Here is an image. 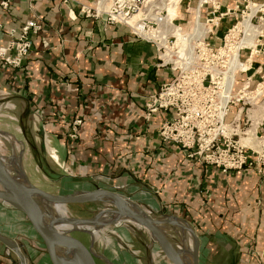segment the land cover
Segmentation results:
<instances>
[{
    "label": "crops",
    "instance_id": "crops-1",
    "mask_svg": "<svg viewBox=\"0 0 264 264\" xmlns=\"http://www.w3.org/2000/svg\"><path fill=\"white\" fill-rule=\"evenodd\" d=\"M113 1L0 0V46L17 36L34 16L42 25L30 36L31 50L20 67L0 62V96H14L10 101L16 107L29 109L36 130L48 141L49 152L64 155V164L75 175L97 174H83L84 169L121 170L135 184L156 193L171 215L197 223L205 236L199 243L200 264H264V176L249 167L223 172L202 159L188 157L176 143L161 140L158 131L166 113L160 110L146 119L145 105L172 71L159 65V51L152 42L134 35L123 23L107 21L102 8ZM263 2L197 0L188 8L191 17L192 9H198L199 24L211 29L207 37L215 46L227 28L238 22L242 6L250 9L256 4L264 10ZM170 14L165 19L174 22L175 13L170 21L166 18ZM262 20L261 26L256 25L260 32L254 48L246 46L239 52L244 66L235 73L236 100L226 116L234 139L253 154L262 148L257 151L250 143L262 144L252 141L250 128L258 121L255 138L264 131L260 127L264 122V32L257 39L264 31ZM198 21L192 20V25L199 28ZM108 185L101 184L115 189ZM157 204L152 200L148 206L155 209ZM28 226L33 239L37 234ZM28 246L21 245L32 264H51L45 247ZM147 258H153L152 252ZM17 262V256L0 243V264ZM157 264L171 263L163 258Z\"/></svg>",
    "mask_w": 264,
    "mask_h": 264
},
{
    "label": "built area",
    "instance_id": "built-area-1",
    "mask_svg": "<svg viewBox=\"0 0 264 264\" xmlns=\"http://www.w3.org/2000/svg\"><path fill=\"white\" fill-rule=\"evenodd\" d=\"M142 1L114 0L105 14L108 22L123 23L134 35L152 42L159 51V65L168 66L172 71V76L162 82L158 91L151 95L145 105L146 119H150L153 113L160 110L166 113L158 131L161 140L176 143L186 150L188 157L202 159L203 162L214 165L223 172L243 167L251 168L255 161L260 159L264 165V151L257 153V159L254 158L253 152L250 153L247 147L234 139L232 123L226 121L230 104L236 100L233 87L235 73L240 67L235 69L232 76L228 98L224 93L227 80L225 74L236 62V58L242 64L239 52L246 47L238 46L240 39L237 41L236 37L241 33V38L244 33L241 31H237V35L234 33L239 21L227 28L221 39L222 45L217 48H214L207 39L211 32L210 28L196 43L194 40L184 38V41L179 40L178 44L173 33H168L167 36L163 34L167 46L171 48L168 51L171 52L169 55L166 52V45L154 36L157 22L149 13L140 16L138 26L135 28L129 24L131 16L141 10ZM261 4L264 8V2ZM243 13L244 11L242 17ZM41 28L37 17L27 20L17 36L0 46L1 64L13 68L20 67L31 50L30 36ZM263 32L262 30L260 35Z\"/></svg>",
    "mask_w": 264,
    "mask_h": 264
},
{
    "label": "rangeland",
    "instance_id": "rangeland-1",
    "mask_svg": "<svg viewBox=\"0 0 264 264\" xmlns=\"http://www.w3.org/2000/svg\"><path fill=\"white\" fill-rule=\"evenodd\" d=\"M196 4L197 0H143L142 4L140 5L142 10L141 15L148 14L149 10L153 12L159 11L162 16L166 15L167 12L175 13V18H177L174 20V23L180 27H187L191 29L192 20L195 17H191L189 8L194 7ZM253 5H255V7H258V5L256 4ZM242 10H244L245 12L249 9L248 7L242 6ZM257 10L258 9L252 11L250 9V13L248 16L251 18L254 15L252 17L251 24H254L255 29L258 28V26L256 25L261 26L263 21L262 17H264V10ZM193 12L194 9H192V15ZM238 12L239 14H242V11ZM247 14H244L245 18L243 17V19H245L243 21L244 25H248L249 18L247 17ZM170 16L171 15H169V17ZM241 19L242 16L239 15L238 21ZM252 25H250V30ZM240 36L241 33L236 36L237 41L240 39ZM258 36L259 37H257V39H262L260 34ZM255 39L256 38H254V42ZM178 44H180V42H178ZM221 45L222 42L220 41L219 43H216L215 46H213L214 48H217ZM245 46L254 48V44ZM179 47L180 49H182V45H180ZM4 96L5 94L2 95V97ZM7 100V98H0V104L7 102ZM21 107V105H18V111L22 110ZM257 122L258 121H255L253 127H251L252 122H250V134L252 135L250 137L252 138V141H257L259 145H262L260 147H254L251 142L250 146L252 145V147L257 151H260L261 148V151H264V131H259L258 128V138H255L254 135V129ZM260 127L264 128V122ZM9 137L14 138L15 140L11 141ZM47 143L48 141H46L44 137L39 135L33 123L22 120L20 116H16L15 113L9 109H0V157L8 167L10 173H12L13 175H24L30 183L43 190L56 194L69 193L76 188L89 190L95 188L96 184L99 186H101V184H106V186L107 184H109L110 186H114L115 189L112 190L118 192L126 191V193L122 194H125L126 196L131 198H135L136 201H138L143 206L148 207L149 209L151 208L148 206L150 202L152 200L156 201V203H158V207L153 209L154 212L152 213L154 214L158 213V210H162L163 213L170 214V212H168V210L157 199L155 195L156 193H153L149 189H145L135 184L134 180L122 175L121 170L109 169L108 172H103L84 169L83 174L85 172H95L97 174L89 176L85 175L83 179H80V183L73 182L72 179H75V177L73 178V176H75L74 170H71L66 165V163L64 164V155L59 156L56 151L49 152V150L47 149ZM257 153L253 154L254 158L256 159L258 157ZM53 154H55L56 157H53ZM81 156L85 157L83 154ZM73 159H77L76 155H74ZM9 160H11L12 163H8ZM261 160L262 159L256 160L255 164L251 168L255 169V171L261 174V176H264V165H262ZM17 165L18 169L16 168ZM68 177H72V179H69ZM92 178L96 179L95 181H98L99 183L91 182L90 179ZM65 181H68V183L65 184ZM104 188L109 189L108 187ZM58 207L61 210L60 213L69 218H91L96 214L95 212L98 209L105 208V204L102 202L80 204L71 203L65 205L59 204ZM6 210L9 211V213L13 214L5 212ZM178 218L186 220L198 235L199 240H204L205 236L203 233H199V226L197 225V223L193 225L190 219H186L185 216ZM183 223L185 224V222ZM28 225V221L21 211L14 208L11 204L0 200V231L7 233V235L9 234V236L11 235L12 239L15 240L20 247L23 243H25L26 248L27 245H29L28 247H32V245L34 247V244L37 247L39 246L41 248H44L42 242L38 240V236L30 239L29 236L33 234L31 233V228ZM163 226L166 233L175 237V239L180 240L179 237H181L182 241H185L188 245L192 243V236L186 229H181L178 226H171L168 224H163ZM175 230L178 231L179 235H176L174 233ZM25 232H28L29 234H26ZM70 234L83 239L86 243H90L94 251H96L98 254H102L104 256L106 255L107 257H105L108 260H115L120 264H157L161 260H163V258L167 259L161 252L157 243L151 239L150 234L144 228L139 227L131 221H123L122 225H113L111 223H106L102 225V228L96 231L94 234L88 232L87 230L78 229L70 231ZM22 239H24V242H22ZM200 247L201 246L199 245V256L201 251ZM149 252H152L153 255V258L151 260H148L147 258ZM48 264L50 263L48 262Z\"/></svg>",
    "mask_w": 264,
    "mask_h": 264
},
{
    "label": "water",
    "instance_id": "water-1",
    "mask_svg": "<svg viewBox=\"0 0 264 264\" xmlns=\"http://www.w3.org/2000/svg\"><path fill=\"white\" fill-rule=\"evenodd\" d=\"M0 98L8 99L7 102L0 104V109H9L16 116H20L22 120L33 123L29 109L18 111L14 103L10 101L14 96L5 94L4 97L1 95ZM9 103L12 104V107L7 105ZM74 177L75 179L68 178L76 183H80V179L84 178L83 175H75ZM90 180L93 183L96 182L94 178ZM66 183L68 181H65ZM0 200L11 204L25 215L32 229L44 244L51 264H114L104 255L94 251L90 243L88 244L83 239L70 234V231L74 229L91 232L90 230L84 228L60 230L57 226L65 223L122 225L121 220L131 221L144 228L171 264H200V240L186 220L163 213L162 210H158V213L154 214L152 213L154 212L153 208L149 209L133 198L110 188L106 189L96 184L95 188L89 190L76 188L69 193H51L30 183L24 175L17 174L15 176L11 174L4 167L0 157ZM95 202L104 203L105 210L111 212L110 215L113 217L104 221L103 224L99 223L100 219L98 218L103 214V210L91 218L68 217L63 220L53 216L48 205V203L65 205ZM163 224L186 229L192 236V243L188 245L182 241L181 237H179L180 240L175 239L166 233ZM174 233L179 235L176 230ZM0 243L17 256V264H32L22 247L12 238L0 233ZM186 256L189 259H186Z\"/></svg>",
    "mask_w": 264,
    "mask_h": 264
},
{
    "label": "bare ground",
    "instance_id": "bare-ground-1",
    "mask_svg": "<svg viewBox=\"0 0 264 264\" xmlns=\"http://www.w3.org/2000/svg\"><path fill=\"white\" fill-rule=\"evenodd\" d=\"M112 5V4H111ZM110 5V6H111ZM110 6H106V7H103L101 6V8L103 10H106V11H109V8ZM169 8V7H168ZM259 9V6L258 7H255V5L251 4L250 5V9L252 11H255L256 9ZM250 9H249V12L247 14V12L245 14H247V17L249 16V13H250ZM142 13V10L135 13V14H138V13ZM134 14V15H135ZM169 14V13H168ZM133 15V16H134ZM171 16L169 17L168 15L166 16V18L170 21L171 19H173V14L171 13L170 14ZM193 15H194V19L193 21H198V17H199V11L198 9H194V12H193ZM129 19V21L132 19V17ZM254 16V15H253ZM252 16V17H253ZM252 17H248L249 18V21H248V25H244V20L245 19H242L240 20L237 25H236V31L234 33H236L235 35H237V31L238 32H243L244 35L240 38V41L238 42V46H244V45H247V38H248V42H250V44H256V42H254V38H256L257 34L260 32V29L259 28H254V25L251 24V19ZM152 19H154L156 22H157V27H155V30H154V36H157V39H159V41L163 44L166 45V52L170 55L171 52H168L171 48L167 46L166 44V41H165V38L164 36H167L168 33H173L176 37H177V42L180 41H184L183 39L186 38V39H189L191 41L194 40V43H196L197 40L201 39L205 33L207 32L208 30V26L205 25V24H199V21L197 22L198 25H199V28L198 26L196 25V23H194V25L191 26V29L185 27H180L178 25H176L173 21H170L168 22L166 19H165V15L162 16L159 14V11L155 12L154 15L151 16ZM244 18H245V15H244ZM139 19V18H138ZM138 19L135 20V21H131L132 23L130 25H133V27L135 28V26L138 24ZM128 21V22H129ZM250 25H252L251 27V30H250ZM138 26V25H137ZM164 34V36H163ZM252 34L253 35V38H252ZM190 37V38H188ZM164 38V39H163ZM187 41V40H186ZM188 43V42H187ZM193 43V45H194ZM237 56V53L235 52V58ZM244 65L241 64L237 58H236V62L231 66L230 70L226 72L225 74V77H226V87H225V90H224V93H225V96L228 98L229 97V88L231 86V79H232V76L234 74V71L236 68L240 67L242 68ZM228 83V84H227ZM250 95V94H249ZM11 141H14L15 139L12 138V137H9ZM1 161H2V158H1ZM11 162V160L8 161V163ZM4 167L8 170V167L6 166V164L2 161ZM12 163V162H11ZM16 168L18 169V165L16 166ZM21 168V167H20ZM9 171V170H8ZM10 172V171H9ZM12 174V173H11ZM49 205V209H50V213L55 216V217H59L60 219H63L65 220L66 218H68L67 216L63 215L62 213H60V208L58 207L59 204H56V203H48ZM60 205H63V204H60ZM106 208H101V209H98L95 213H99L100 211H103L102 215H100L101 217L98 218L100 219L99 223H102L104 221H107L108 219H110L111 217L113 216H110V213L109 211H106L105 210ZM123 221H126V220H121L120 223H122ZM66 222V221H65ZM58 229L60 230H65V229H72V228H84V229H88L90 230L93 234L98 231L99 229L102 228V225L99 224V225H96V224H88V223H78V224H69V223H65L64 225H58L57 226Z\"/></svg>",
    "mask_w": 264,
    "mask_h": 264
}]
</instances>
